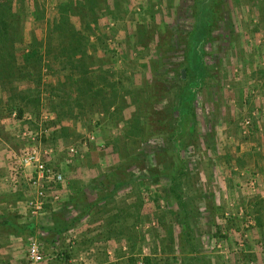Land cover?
I'll return each mask as SVG.
<instances>
[{
    "label": "rangeland",
    "instance_id": "rangeland-1",
    "mask_svg": "<svg viewBox=\"0 0 264 264\" xmlns=\"http://www.w3.org/2000/svg\"><path fill=\"white\" fill-rule=\"evenodd\" d=\"M3 2L14 14L5 20L21 40L14 43L12 75L0 79V175L12 172L24 146L21 130L40 122L49 129L43 144L54 147L56 167L75 177L95 175L94 211H107L114 198L102 189L118 192L126 221L118 264H264V240L251 238L264 233L253 207L264 198V0ZM59 3L69 6L64 15L83 36L84 73L54 49L59 37L46 50ZM204 3L210 23L200 49L207 76L192 100L191 133L180 135L177 149L168 132L181 80L189 78L186 71L181 78L187 39ZM35 48L40 62L27 57ZM57 53L62 58L54 59ZM156 67L164 74L160 95L145 104L143 89L154 83ZM247 118L251 127L244 126ZM70 145L77 149L73 156ZM173 175L187 223L169 190ZM116 180L123 183L118 191ZM13 191L0 196L11 208L22 198ZM79 201L75 207L85 213ZM58 220L54 227L63 224ZM20 237L26 247L30 233Z\"/></svg>",
    "mask_w": 264,
    "mask_h": 264
},
{
    "label": "crops",
    "instance_id": "crops-1",
    "mask_svg": "<svg viewBox=\"0 0 264 264\" xmlns=\"http://www.w3.org/2000/svg\"><path fill=\"white\" fill-rule=\"evenodd\" d=\"M261 162L263 163V161ZM52 163L54 164V161H52ZM262 163H259V165L262 166ZM261 173V181H264V170ZM64 175L65 181L60 191L59 200L48 204L46 211L39 219H29L26 215L25 200L28 198L29 193L25 190V185H21L20 189L15 191V194H19V196L21 195L22 197L17 201L18 205L16 207L11 208L10 205L7 204V200L2 201L0 198V215L2 216V214L4 215L10 213L8 211H11L12 214L16 213L20 215L21 223L32 220L35 221V231L31 237L37 238L41 243L43 252L47 258L45 264L120 263L123 259L122 250L126 249L122 238V226L126 225V221L123 222L124 209L120 206L121 202L117 200L118 198L116 195L118 192L107 195V191L112 190V188L102 189L105 191L108 199L111 196L114 198L112 199V203L108 205L110 208L107 209V211H94L95 208L92 209V207H94V202L97 200V188L94 187L92 179L95 175H89V173H84V175H82L80 172L77 173L76 177L72 174ZM73 177L79 178V180L82 181L80 183L84 182V185H72L75 179ZM118 189L119 187L116 191H118ZM80 190L83 192V196L87 195L88 197V199L83 198L81 202V208L85 210V213H80V206L77 204L79 207H75V204L71 202L72 197L75 199L78 197L77 194ZM12 192L14 191L11 189L10 185H8L4 174L0 175V196L6 193L11 195ZM259 193L264 195V183ZM116 201L118 204L113 205ZM100 203L101 201L98 202L97 205ZM86 205L89 206L85 207ZM90 206L91 208H89ZM253 207L254 211L256 210V223L263 228L264 198L255 202ZM60 208L62 211L58 215ZM86 209L92 210L86 211ZM125 214L127 213L125 212ZM136 216L139 217L138 215ZM2 218H0V223ZM56 218L63 223L60 229L64 230L61 231L59 235L55 234L57 230H54V225H52L53 222H57ZM73 221L75 222L73 223ZM72 223L73 225L71 226ZM21 235L24 236V234L18 235L8 233L3 230V228H0V264H7L9 262L10 264H26L27 246H23L24 243L22 242H24L25 239L23 240V238L20 237ZM251 238L254 240L253 243L259 241L261 238L264 240V233L262 232L258 237L254 236Z\"/></svg>",
    "mask_w": 264,
    "mask_h": 264
},
{
    "label": "trees",
    "instance_id": "trees-1",
    "mask_svg": "<svg viewBox=\"0 0 264 264\" xmlns=\"http://www.w3.org/2000/svg\"><path fill=\"white\" fill-rule=\"evenodd\" d=\"M205 3L201 6H198V12L201 15L196 20V26L192 30V32L189 34L187 39V51H186V65H183L182 67L185 69L186 73L189 72V78L187 80H181L183 84L178 88V91L176 93V98L178 100L177 105V115L174 118V126L171 129L170 132H168L169 139L172 141V143H175L173 145V148L179 149L181 146V140L180 135L184 133H191V130L189 127H191V122L193 119V107H192V100L194 97V94L198 88H200L207 76V69L203 62V54L200 49V45L203 41L206 40L208 36L207 28L209 27L210 21L209 18V11L206 9L208 6L204 7ZM69 6L65 3H59L58 10L60 14V20L58 22L52 23L50 25L49 33L50 35L47 36V41H45L46 44V50L49 52L52 50V47L58 39V43H56V46L54 49H57L60 51V53L63 56H67L71 60V65L73 67L81 66L82 67V73L86 71L84 66V52H83V46L81 43L82 34L79 32L72 24L68 23L67 16L65 17L64 13L67 11ZM206 8V9H205ZM9 6L8 3H0V79H5L12 75V71L15 67V45L14 43L20 41L19 34L12 30V24L7 23L5 18L6 17H12L14 14L9 13ZM11 15V16H9ZM206 25L204 27V32H199L198 28L199 26ZM19 31V29H17ZM14 32V33H12ZM64 35H67L64 36ZM56 37V38H55ZM65 38L67 40H65ZM171 47H168V49ZM61 54L57 53L54 55V59H57V57H60ZM27 57L31 58H37L39 62L41 61V56L38 54V51L35 49H32L29 54H27ZM62 58V57H60ZM37 60V61H38ZM36 61V59H34ZM158 66V62L156 63ZM157 68V67H156ZM157 75L155 74L154 77V83H152L147 88L143 89L145 91V98L144 102L151 103L157 100V97L160 95L159 91V83L158 80L162 77H164L163 73H159V67L156 69ZM78 80V79H76ZM104 80V78H103ZM111 85V84H110ZM80 90V89H79ZM18 112L21 114V109H18ZM149 113L145 111L144 116H147ZM163 131V130H162ZM159 132L160 135H163V137H167V134L164 132ZM157 135L158 133H154L153 135ZM132 162H135V158L132 159ZM178 167L175 168L177 170ZM180 172V171H179ZM176 175H173L170 177L171 186H170V192L177 201L178 205L180 206V209L182 212H184V219L183 222L187 223L186 220V211H184V203L183 198L180 193H178L176 184H175ZM119 181V180H118ZM117 180L114 182L115 186L114 189L116 190L120 185H122V182H118ZM125 183V182H124ZM113 191V190H112ZM114 193V192H113ZM112 194V193H110ZM78 199L83 200V192L80 190L78 192ZM71 202L75 204V198H71ZM64 211V210H63ZM59 214V213H58ZM3 217V218H2ZM2 220L0 223V228H3L8 233L13 234H24L25 231H28L30 235H33V232L35 231V221H29V222H20V215H17L16 213H6L1 216ZM67 224V223H66ZM66 226V225H65ZM64 227V226H63ZM62 227H54V230H57L55 233L56 235H59L61 231L64 229H60ZM65 228V227H64ZM186 236L188 238L189 233H186ZM147 258H145V263L147 262Z\"/></svg>",
    "mask_w": 264,
    "mask_h": 264
},
{
    "label": "built area",
    "instance_id": "built-area-1",
    "mask_svg": "<svg viewBox=\"0 0 264 264\" xmlns=\"http://www.w3.org/2000/svg\"><path fill=\"white\" fill-rule=\"evenodd\" d=\"M12 117L18 120L16 111L12 113ZM45 120L46 116H43V121ZM251 122L250 119H245L244 126L251 127ZM41 125L39 122L34 128L26 127L21 130L24 146L15 157L12 172L6 179L15 191L25 185V190L29 193L25 200L26 215L29 219L36 220L44 214L48 204L59 200L65 181L64 172L52 163L54 147L43 144V138L49 129ZM67 151L70 156L77 153L74 145L68 146ZM250 184L252 186V182ZM46 259L41 243L37 238L31 237L27 244L26 264H45Z\"/></svg>",
    "mask_w": 264,
    "mask_h": 264
},
{
    "label": "water",
    "instance_id": "water-1",
    "mask_svg": "<svg viewBox=\"0 0 264 264\" xmlns=\"http://www.w3.org/2000/svg\"><path fill=\"white\" fill-rule=\"evenodd\" d=\"M184 77H185V70L182 69V70H181V78L183 79Z\"/></svg>",
    "mask_w": 264,
    "mask_h": 264
}]
</instances>
